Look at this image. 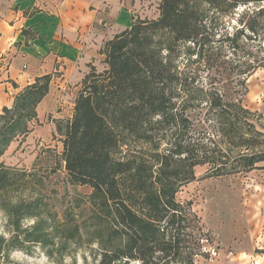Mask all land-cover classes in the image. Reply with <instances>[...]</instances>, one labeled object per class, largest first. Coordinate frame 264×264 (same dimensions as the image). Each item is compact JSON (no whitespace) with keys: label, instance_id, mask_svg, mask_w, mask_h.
<instances>
[{"label":"trees","instance_id":"1","mask_svg":"<svg viewBox=\"0 0 264 264\" xmlns=\"http://www.w3.org/2000/svg\"><path fill=\"white\" fill-rule=\"evenodd\" d=\"M150 15L103 42V68L89 66L71 118L56 124L68 181L91 189L75 200L85 224L71 210L56 223L39 198L5 206L14 182L0 163L5 213L16 231L36 219L23 241L50 257L73 244L94 249L98 264H194L202 225L177 193L198 167L207 179L264 163V117L244 104L247 77L264 69V0H158ZM193 65L215 67L219 80L203 86ZM50 81L35 78L2 109L0 156L30 133Z\"/></svg>","mask_w":264,"mask_h":264},{"label":"rangeland","instance_id":"2","mask_svg":"<svg viewBox=\"0 0 264 264\" xmlns=\"http://www.w3.org/2000/svg\"><path fill=\"white\" fill-rule=\"evenodd\" d=\"M157 2L155 0L153 5L154 13ZM241 10L240 8L239 11ZM231 25V31L233 26H238L236 21H232ZM262 47L264 49V43ZM100 62L98 59L94 63L99 70L103 68ZM176 64L182 80V54ZM191 69L203 86H209L210 80L219 76L215 74V67L208 70V66L193 65ZM245 84L248 88L244 97L245 106L264 117V69H257L248 76ZM179 94L182 98V90ZM76 95L77 93L74 96ZM75 97L67 100L64 108L57 111L61 113L53 115L54 119L50 116H45L41 121L36 119L28 124V128L40 126L39 129L42 130L50 122L56 128L57 122H60L63 129L72 116ZM261 122L264 124V120ZM30 133L25 138L18 137L12 141L14 146L7 148L0 156V163L8 170V176L14 182L9 192L3 195L2 202L8 207L20 199L39 198L43 203V210L56 223L63 221L66 210H71L77 222L85 224L84 217L80 218L76 214L79 211L74 207L75 200L78 196L88 195L91 189L68 181L60 156L63 136L56 129L30 143ZM20 140L22 141L17 146L16 143ZM258 166L247 174L207 179H204L206 167H198L196 179L177 193V199L181 203H191L190 209L199 217L202 225L200 253L194 258V264H264V163ZM2 202L0 229L9 235L0 234L3 240L0 264H39L41 259L43 264H98L94 249L86 246L78 248L71 244L62 257H50L40 246L25 243L24 230L31 227L36 219H21L20 228L16 231ZM29 221L33 222L28 223ZM95 247L93 245L91 248ZM13 251L22 253V256L10 259L9 254Z\"/></svg>","mask_w":264,"mask_h":264},{"label":"crops","instance_id":"3","mask_svg":"<svg viewBox=\"0 0 264 264\" xmlns=\"http://www.w3.org/2000/svg\"><path fill=\"white\" fill-rule=\"evenodd\" d=\"M154 2L0 0V114L4 107L13 106L15 97L35 78L51 75L36 119H54L75 97L89 66L100 62L103 42L130 27L136 16L150 15ZM45 127L30 128V143L56 130L53 122Z\"/></svg>","mask_w":264,"mask_h":264},{"label":"clouds","instance_id":"4","mask_svg":"<svg viewBox=\"0 0 264 264\" xmlns=\"http://www.w3.org/2000/svg\"><path fill=\"white\" fill-rule=\"evenodd\" d=\"M32 222L33 221H29L28 223H32ZM0 234L5 235V236L9 235L8 233H3L2 229H0ZM9 255H10V259L15 260V259L20 258L22 256V253H20L18 251H13ZM39 264H43V259H41V261L39 262Z\"/></svg>","mask_w":264,"mask_h":264}]
</instances>
